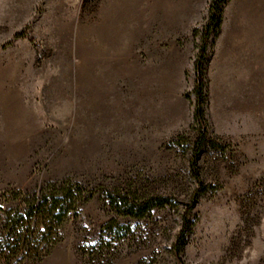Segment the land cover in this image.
Segmentation results:
<instances>
[{
	"label": "rangeland",
	"instance_id": "374dc122",
	"mask_svg": "<svg viewBox=\"0 0 264 264\" xmlns=\"http://www.w3.org/2000/svg\"><path fill=\"white\" fill-rule=\"evenodd\" d=\"M210 1L0 0V228L47 184L95 192L38 264H175ZM205 82L183 261L264 264V0H226ZM129 188L171 205L120 216L108 194Z\"/></svg>",
	"mask_w": 264,
	"mask_h": 264
},
{
	"label": "trees",
	"instance_id": "16d2710c",
	"mask_svg": "<svg viewBox=\"0 0 264 264\" xmlns=\"http://www.w3.org/2000/svg\"><path fill=\"white\" fill-rule=\"evenodd\" d=\"M226 0H211L208 6V20L200 30L201 44L194 64L195 104L193 127L198 138L192 150L189 169L196 182L189 204L182 215V226L172 245L175 264H185L183 250L191 229L190 213L196 207L205 191V184L199 172L198 162L207 143L209 127L206 120L207 93L205 65L209 40L222 23L223 5ZM198 33V30H195ZM95 195L94 190L70 181L50 183L35 193H26L14 208L4 212L0 228V264H38L58 242L61 228L71 219L77 218L84 204ZM108 201L118 215L142 218L156 208L169 205L162 196L143 194L139 188L116 189L108 194Z\"/></svg>",
	"mask_w": 264,
	"mask_h": 264
}]
</instances>
